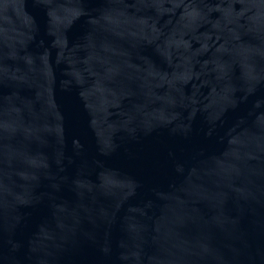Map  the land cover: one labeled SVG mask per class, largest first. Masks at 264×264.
<instances>
[{"label":"water","instance_id":"95a60500","mask_svg":"<svg viewBox=\"0 0 264 264\" xmlns=\"http://www.w3.org/2000/svg\"><path fill=\"white\" fill-rule=\"evenodd\" d=\"M0 264H264V0H0Z\"/></svg>","mask_w":264,"mask_h":264}]
</instances>
